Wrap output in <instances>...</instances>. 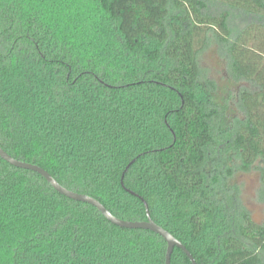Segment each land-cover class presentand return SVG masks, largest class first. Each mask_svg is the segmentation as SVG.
Masks as SVG:
<instances>
[{
	"label": "trees",
	"instance_id": "16d2710c",
	"mask_svg": "<svg viewBox=\"0 0 264 264\" xmlns=\"http://www.w3.org/2000/svg\"><path fill=\"white\" fill-rule=\"evenodd\" d=\"M0 147L119 219L145 202L196 264H264V190L260 213L243 196L248 174L264 188V0H0ZM165 254L0 158V264Z\"/></svg>",
	"mask_w": 264,
	"mask_h": 264
},
{
	"label": "water",
	"instance_id": "95a60500",
	"mask_svg": "<svg viewBox=\"0 0 264 264\" xmlns=\"http://www.w3.org/2000/svg\"><path fill=\"white\" fill-rule=\"evenodd\" d=\"M0 158L4 160L9 165L23 169L32 171L38 175H40L52 188L55 190L58 194L81 203H86L92 207H94L109 223L112 225H115L120 228L125 229H142L151 231L157 235H159L166 243V254H165V264H170L171 254L173 252L174 248L180 249L186 257L190 260L192 264H196L193 257L189 253V251L182 245L181 242H179L174 236H172L168 231L161 228L157 224H155L148 211L147 204L144 203L145 211H146V220L145 221H126L119 219L115 216H113L98 200L94 199L93 197L75 193L73 191H70L64 187H62L46 170L43 168L19 161L17 159H14L10 155H8L1 147H0ZM123 178V177H122ZM121 178V183H122ZM130 194H133V192L128 191ZM142 200V199H141ZM143 201V200H142Z\"/></svg>",
	"mask_w": 264,
	"mask_h": 264
},
{
	"label": "rangeland",
	"instance_id": "374dc122",
	"mask_svg": "<svg viewBox=\"0 0 264 264\" xmlns=\"http://www.w3.org/2000/svg\"><path fill=\"white\" fill-rule=\"evenodd\" d=\"M240 25V24H236ZM200 67L202 70L207 73L209 77L215 81H219L220 86L227 88H232V85L227 82V76L223 69V64L221 60L217 57L214 50L205 51L199 59ZM244 189L243 196L245 203L252 212H257L259 209H262V204L260 198L263 194L262 183L259 182V179L253 174H248L244 178ZM261 210L259 211V213Z\"/></svg>",
	"mask_w": 264,
	"mask_h": 264
}]
</instances>
